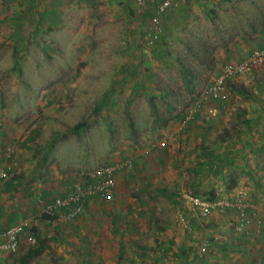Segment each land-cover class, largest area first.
Returning a JSON list of instances; mask_svg holds the SVG:
<instances>
[{"label":"rangeland","instance_id":"374dc122","mask_svg":"<svg viewBox=\"0 0 264 264\" xmlns=\"http://www.w3.org/2000/svg\"><path fill=\"white\" fill-rule=\"evenodd\" d=\"M22 2L26 1L0 0V165L7 177L0 182L27 172L35 185H29V180L25 185L33 191L40 183L37 176L66 191L79 173L126 160L129 164L121 171L128 177L127 200L136 197L134 178L139 176L132 174L134 182L128 183L129 172L136 169V154L145 161L143 167L150 165L146 162L153 159L148 158L147 149L162 148L154 144V135L159 140L167 123L191 119L202 103L216 101L202 97L217 70L225 63L238 62L233 59V45H241L244 35L264 22L260 14L264 0H214L204 8L193 3L190 10L195 21L175 31L171 53L165 57L149 43L150 22L146 32L143 28L132 38V44L124 18L120 29L108 22L90 25L80 21L75 23L76 29L65 26L40 31V25L47 23L37 9L34 14L22 12ZM181 68L194 77L187 79ZM263 68L264 59L249 71ZM225 86L222 103L213 105L221 110L216 117L223 126L236 130L237 123L230 124L233 112L225 111L234 96L228 87L234 86L230 81ZM149 97L155 104V116ZM183 194L187 192H181V198ZM238 200L247 205L251 201L244 197L234 201ZM100 209L106 217L112 210ZM166 211L176 224L173 207ZM119 216L124 220L123 212ZM123 220L115 221L117 229L129 225ZM133 243L145 244L139 238ZM25 246L23 252L36 256L37 237L34 244Z\"/></svg>","mask_w":264,"mask_h":264},{"label":"crops","instance_id":"0c3cea01","mask_svg":"<svg viewBox=\"0 0 264 264\" xmlns=\"http://www.w3.org/2000/svg\"><path fill=\"white\" fill-rule=\"evenodd\" d=\"M25 1L21 3L22 12L34 14L37 9L47 23V26L40 25V31L65 26L76 29L75 23L80 21L90 25L108 22L113 29H120L124 18L132 36L128 43L132 44V38L140 30L144 28L146 32V23H151L161 0H145L140 11L132 0ZM196 2L204 8L214 0L178 2L159 17L161 32L152 44L153 51L169 56L175 31H182L195 21L190 5ZM19 16L23 18L22 14ZM255 28L244 35L241 45H233L235 61L241 62L244 57L264 48V27ZM249 70L229 79L235 89L228 87L234 96L233 103L226 105L230 107L225 111L226 114L233 112L230 124L237 123L236 130L223 126L222 120L216 117L221 110L213 104L218 106V102L202 103L194 117L167 123L159 140L154 135V144L162 148L147 149L148 158L153 159L146 162L150 165L143 167L145 161L136 154V169L129 172L131 179L128 181L134 182L132 174L139 176L134 178L136 197H129V201L124 198L128 177L125 170L121 171L116 175L114 204L90 199L84 213L74 220L58 216L48 221L47 217L36 215L32 223L37 237L36 256L31 255V251L23 252L21 247L30 245L24 239V245L15 253L3 254L0 264H21L24 260H30V264H243L255 259L264 264V68ZM222 129H226L224 133ZM29 177L26 172L7 183L0 182V228L12 226L27 213L36 214V197H64L69 190L37 176L40 183L33 191V187L25 185V181H32ZM181 192L207 195V198L213 196L216 201L229 200L231 203L236 197L251 200L246 209L247 234L234 230L236 210L233 206L210 208L209 213L204 214L201 208H193L182 201ZM167 207H173L176 224L167 217ZM100 208H106L109 216L103 215ZM122 212L124 220L119 216ZM160 219L165 222L160 223ZM116 220L129 222V225L117 229ZM137 238L145 244L135 245L133 240ZM204 241L209 246L201 254L199 249Z\"/></svg>","mask_w":264,"mask_h":264},{"label":"built area","instance_id":"2783aa9c","mask_svg":"<svg viewBox=\"0 0 264 264\" xmlns=\"http://www.w3.org/2000/svg\"><path fill=\"white\" fill-rule=\"evenodd\" d=\"M190 1L193 0H161L156 5L154 15L151 18L149 43H153L161 31L159 17L164 15L176 3H186ZM132 3L135 5L137 11H140L145 5V0H132ZM263 59L264 48H261L254 51L241 62L223 64L211 85L206 89V95L202 97L203 100L211 98L222 103L226 81H229L230 78L235 76L244 74ZM127 164H129V161L118 160L79 173L64 197L59 195H55L50 199L36 197L35 202L36 208L38 209L36 214L32 212L27 213L12 226L0 228V258L3 254L15 253L20 248L24 239L31 245L36 242V235L32 230V223L33 220L36 219V215L45 216L48 221L58 216L63 220H74L84 213L86 210V203L90 199H97L104 204L112 203L116 194V174L127 166ZM6 178V172L4 169H0V181ZM181 199L185 203L191 204L193 208H201L204 214L209 213L210 208L216 209L217 207L226 208L233 206L236 210L233 223L234 230L237 233L247 234L246 228L249 221L246 212L248 205L245 201L238 200L234 201L232 204L228 201L207 202L199 198V196L188 193L183 194ZM208 246V242L204 241L199 249L200 253L204 254ZM243 264L262 263L260 259H255L250 262L246 261Z\"/></svg>","mask_w":264,"mask_h":264},{"label":"trees","instance_id":"16d2710c","mask_svg":"<svg viewBox=\"0 0 264 264\" xmlns=\"http://www.w3.org/2000/svg\"><path fill=\"white\" fill-rule=\"evenodd\" d=\"M260 14H261V17H262V20H264V13L263 12H260ZM261 27H264V22L262 21V23H261ZM157 42V41H156ZM155 46V45H154ZM181 72L185 75V77L188 79V78H192V77H194L193 76V74L190 72V71H188V70H186V69H184V68H181ZM148 103H149V107H150V109H151V111H152V113H153V115L155 116V113H156V109H155V104L153 103V101H152V97H149L148 98ZM213 198V196H211V197H209V198H207V199H204L205 201H207V202H215L216 200H214V199H212ZM217 208H220V207H217ZM216 208V209H217ZM23 260V259H22ZM21 264H26L25 263V260H24V262L22 261L21 262Z\"/></svg>","mask_w":264,"mask_h":264}]
</instances>
